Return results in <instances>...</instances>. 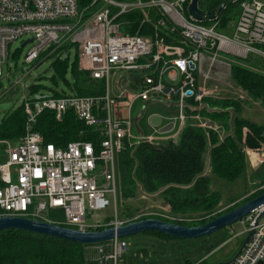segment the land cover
I'll list each match as a JSON object with an SVG mask.
<instances>
[{"label":"built area","instance_id":"built-area-1","mask_svg":"<svg viewBox=\"0 0 264 264\" xmlns=\"http://www.w3.org/2000/svg\"><path fill=\"white\" fill-rule=\"evenodd\" d=\"M192 1L0 0V77L9 45L34 38L29 43L27 63L45 54H56L65 46H76L79 70L104 82V93L100 95L38 98L36 93L24 97L25 135L15 144L0 140L6 145V158L0 163L3 215L52 222L79 231L122 225L118 216L102 223H88L87 219L90 210L110 205L109 192L117 196L118 159L127 144L174 140L189 120L224 137L223 127L201 115L200 109L208 97L230 95L229 91L222 92L214 71L224 67L222 73L231 76L233 64L244 65L251 59L264 61V0H228L240 3L238 20L230 26L231 35L219 30L221 13L205 11L203 0H199V9L205 11L204 19L195 18L189 10ZM135 14L141 17L138 30H134L130 19ZM212 14L215 17L210 19ZM206 21L214 24L207 26ZM244 95L241 90L239 97ZM151 100L176 103L177 114L149 115L153 133L138 135L134 132V108L137 103ZM190 101L195 102L194 106ZM69 110L98 130L102 138L98 152L92 142L83 140L64 147L45 143L35 130L43 112L51 111L61 120ZM188 110L195 113L189 114ZM154 115L161 117V126L150 123ZM169 123H173L172 129L161 132L160 127ZM245 152L253 170L264 165V131L259 144L246 146ZM46 211H60L62 218H46ZM263 211L264 206L241 220L246 225L244 233L252 235L230 264H264V215L256 222ZM98 246L99 264H116L128 249L126 239Z\"/></svg>","mask_w":264,"mask_h":264},{"label":"trees","instance_id":"trees-1","mask_svg":"<svg viewBox=\"0 0 264 264\" xmlns=\"http://www.w3.org/2000/svg\"><path fill=\"white\" fill-rule=\"evenodd\" d=\"M222 3L225 7L220 16L225 20L227 15L223 13L231 5L228 0L201 2L203 9L208 12L216 11ZM130 19L136 29L138 25L134 21H141V17L135 14ZM70 50L68 46L60 49L54 62L56 70L63 76L69 72ZM63 53L68 56L65 58ZM255 62L264 64L260 59ZM72 73L76 95L104 93V82L91 79L88 74L80 71L77 58L72 65ZM231 76L247 95L244 98L208 97L204 101V107L200 109L201 115L209 117L225 129L224 137L220 138L213 130L195 126L189 120L177 141L170 139L156 144H127L118 159L120 187L124 199L136 197L141 186L151 194L159 193L173 214L189 218L191 216L192 220L182 222V225L194 226L204 224L264 192L263 190L242 203L233 205L227 211L212 215L221 203L222 195L211 186L210 173L227 181H234L242 176L247 168L245 147H256L264 131V121L257 122L243 116V103L248 102L247 97L261 102L264 109V72L242 64H233ZM36 87L33 86L28 94H36ZM63 95L54 93L56 97ZM190 104L194 106L195 102L190 101ZM188 113L195 112L188 110ZM144 118L145 113L142 114V119ZM26 122L24 105L21 102L0 123V140L18 142L25 135ZM35 130L43 136L45 143H53L57 147L83 140L92 142L97 152L101 148L102 138L98 130L80 121L73 110H69L61 120H57L51 111L43 112L38 118ZM5 146L0 144V163L6 158ZM207 160L210 167L208 175L204 173ZM259 170L264 173V165ZM2 185L0 179V187ZM3 213L0 208V215ZM148 217L151 216H143L137 220ZM118 218L121 220L119 215ZM131 221L136 220L128 222ZM104 228L106 226L99 230ZM148 233L158 238L177 240L164 234ZM91 246L94 245H82L33 232L8 229L0 232V264H87ZM205 262L206 260H202L199 264H206Z\"/></svg>","mask_w":264,"mask_h":264},{"label":"rangeland","instance_id":"rangeland-1","mask_svg":"<svg viewBox=\"0 0 264 264\" xmlns=\"http://www.w3.org/2000/svg\"><path fill=\"white\" fill-rule=\"evenodd\" d=\"M177 1V0H169ZM227 15V19L222 20L219 30L231 35L230 28L232 22H236L240 15V3L231 4L229 8L223 13ZM138 27L134 30H138L141 21H134ZM213 21H206L205 25L212 26ZM234 24V23H233ZM146 32V29H143ZM25 39H19L12 42L9 45V56L2 65V76L0 77V123L4 119L5 115L16 110L19 107L22 100L29 92V89L33 86H37V93L42 96H53L55 92L64 95H75L76 91L73 88L74 78L72 73V65L76 61L77 49L76 46L69 51V72L66 75H61L55 68L54 62L58 57V54L47 56L46 54L41 56L40 60L34 63L26 62V55L30 50L31 45L28 44L22 48V44ZM257 60L251 59L243 64L246 67H250L261 72H264V64L255 62ZM220 71H214V78L219 84L222 83V92H230V95L238 97L241 94V90L238 85L232 80V76L228 73H222ZM213 76V75H212ZM213 81V83H216ZM244 94V92L242 90ZM247 95V94H246ZM245 96V95H244ZM248 102L252 101L247 97ZM245 101V116L250 119L263 122L264 121V109L261 102H250V106L247 108ZM145 105V104H144ZM141 109V103H137L134 108L133 115L136 117L139 115ZM151 109L158 111L165 115L177 114V107H171L163 101H158L152 104ZM153 110L145 113V118L139 121L138 131L134 127V132L138 135H151L153 130L147 124L146 119ZM139 120V119H138ZM137 120V121H138ZM224 131V132H223ZM222 132L226 131L223 128ZM176 137L174 140L177 141ZM170 139L159 140L158 142L169 141ZM11 144H15L17 141H8ZM250 162L247 158L246 172L234 181H227L216 177L210 173L212 178L211 186L219 190L222 199L217 210L212 215L220 214L227 211L229 208L242 203L248 198L253 197L255 194L264 190V173L260 170H253L249 167ZM207 166V164H206ZM210 171L209 166L205 167V174L208 175ZM103 180H100V183ZM110 200V205L106 209L102 210H90L88 212V223H102L108 220H113L116 216L121 217L122 222L130 220H137L143 216H151L160 219H166L179 224L185 221H191L190 216L175 215L170 211V208L163 201L159 193H149L138 188V194L136 197L130 199H124L121 191V187L118 184L117 196L111 191L107 194ZM237 203V204H236ZM234 205V206H233ZM46 218L61 219L62 212L51 211L43 213ZM246 225L241 220L228 225L221 229L217 233L201 238V239H165L153 236L150 233H140L126 237L128 243L127 252L120 257L116 264H199L201 260H206V264H212L215 262L226 261L232 258L241 246L247 233H244ZM105 246V245H104ZM101 246L94 245L89 247L88 258H95L97 263L99 261L98 249ZM109 249V246H105ZM88 259L87 264H90ZM99 264V263H98ZM113 264V263H108Z\"/></svg>","mask_w":264,"mask_h":264},{"label":"water","instance_id":"water-1","mask_svg":"<svg viewBox=\"0 0 264 264\" xmlns=\"http://www.w3.org/2000/svg\"><path fill=\"white\" fill-rule=\"evenodd\" d=\"M225 4L219 5L217 11L222 12ZM190 13L198 20H203L205 11L199 9V0H193L190 5ZM215 15H210V19H213ZM34 38H29L24 41L22 48L26 47L29 43H32ZM67 55L65 56V58ZM30 88L29 90H31ZM169 91V89H167ZM38 98L46 97L38 95ZM177 97V95H176ZM150 123L153 126L159 127L162 124L161 117L154 115L150 118ZM173 123H169L160 127V131L165 133L172 129ZM264 206V192L256 197L245 201L234 209L225 212L218 217L199 225L188 226L171 221L163 220L155 217H148L141 220L131 221L118 226L106 227L101 230H89L79 231L77 229L66 227L60 224L52 222H45L26 217L12 216V215H0V232L8 229L22 230L33 232L41 235L55 237L63 239L72 243H78L82 245H99L108 243L115 239H125L126 237L140 234L154 232L170 236L174 239H201L211 236L221 229L231 225L244 217ZM264 215V211L258 216L256 222ZM252 232L248 233L244 238L241 246L235 255L221 262L213 264H230L236 257L242 252L243 248L250 239ZM260 264H262L260 262Z\"/></svg>","mask_w":264,"mask_h":264},{"label":"crops","instance_id":"crops-1","mask_svg":"<svg viewBox=\"0 0 264 264\" xmlns=\"http://www.w3.org/2000/svg\"><path fill=\"white\" fill-rule=\"evenodd\" d=\"M38 94V93H37ZM26 95H28V93L26 94ZM230 96V95H229ZM251 103H253L254 101H250ZM250 102H248L247 104H246V106H247V108L250 106ZM155 103V101L154 100H151V101H149V102H146L145 103V105L143 104V105H141V109H140V112H139V115H137L136 116V129H137V131L139 130L138 129V126H139V121L140 120H142V114L143 113H147V112H149L150 110H153L152 112H151V114H153V113H159L158 111H156V110H154V109H151V106H152V104H154ZM243 105L245 106V104L243 103ZM173 106H175L176 107V103H172L171 104V107H173ZM245 111L246 110H244L243 111V116H245ZM150 114V115H151ZM160 114H162V113H160ZM163 115H165V114H163ZM245 117H247V116H245ZM139 119V120H138ZM138 120V121H137ZM146 121H147V124H148V119H146ZM252 148H254V147H252ZM246 153V152H245ZM246 158H248V156H247V153H246ZM207 166H209V161L207 160ZM206 166V167H207ZM249 167H251V165H249ZM210 168V167H209ZM252 168V167H251ZM90 260V264H98L97 263V260L95 259V258H93V257H91V258H89Z\"/></svg>","mask_w":264,"mask_h":264}]
</instances>
